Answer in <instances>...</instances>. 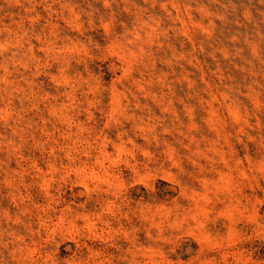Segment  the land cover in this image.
Masks as SVG:
<instances>
[{"label": "rangeland", "instance_id": "rangeland-1", "mask_svg": "<svg viewBox=\"0 0 264 264\" xmlns=\"http://www.w3.org/2000/svg\"><path fill=\"white\" fill-rule=\"evenodd\" d=\"M0 264H264V0H0Z\"/></svg>", "mask_w": 264, "mask_h": 264}]
</instances>
